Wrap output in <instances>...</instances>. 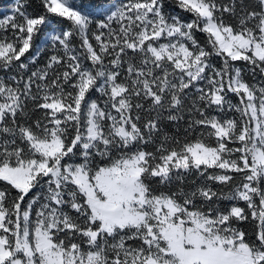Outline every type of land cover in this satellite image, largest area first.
<instances>
[{
	"label": "snow or ice",
	"instance_id": "snow-or-ice-1",
	"mask_svg": "<svg viewBox=\"0 0 264 264\" xmlns=\"http://www.w3.org/2000/svg\"><path fill=\"white\" fill-rule=\"evenodd\" d=\"M0 264H264V0H8Z\"/></svg>",
	"mask_w": 264,
	"mask_h": 264
},
{
	"label": "trees",
	"instance_id": "trees-1",
	"mask_svg": "<svg viewBox=\"0 0 264 264\" xmlns=\"http://www.w3.org/2000/svg\"><path fill=\"white\" fill-rule=\"evenodd\" d=\"M7 3L8 0H2V2H0V8H3Z\"/></svg>",
	"mask_w": 264,
	"mask_h": 264
}]
</instances>
